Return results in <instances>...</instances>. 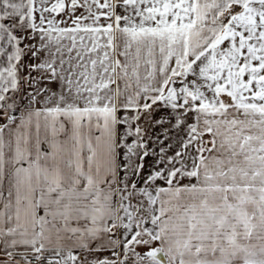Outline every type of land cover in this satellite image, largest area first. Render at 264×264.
<instances>
[{"label": "snow or ice", "instance_id": "obj_1", "mask_svg": "<svg viewBox=\"0 0 264 264\" xmlns=\"http://www.w3.org/2000/svg\"><path fill=\"white\" fill-rule=\"evenodd\" d=\"M0 264H264V0H0Z\"/></svg>", "mask_w": 264, "mask_h": 264}]
</instances>
